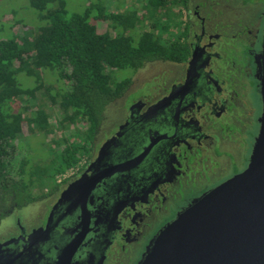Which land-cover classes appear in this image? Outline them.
I'll return each mask as SVG.
<instances>
[{"label": "flooded vegetation", "instance_id": "flooded-vegetation-1", "mask_svg": "<svg viewBox=\"0 0 264 264\" xmlns=\"http://www.w3.org/2000/svg\"><path fill=\"white\" fill-rule=\"evenodd\" d=\"M190 3L187 58L135 72L83 165L2 220L0 264H55L78 237L70 264H138L179 212L247 167L262 112L264 0ZM155 62L170 66L137 82Z\"/></svg>", "mask_w": 264, "mask_h": 264}, {"label": "trees", "instance_id": "trees-1", "mask_svg": "<svg viewBox=\"0 0 264 264\" xmlns=\"http://www.w3.org/2000/svg\"><path fill=\"white\" fill-rule=\"evenodd\" d=\"M140 2L142 9L121 0L112 9L90 2L72 12L67 0H29L38 11L32 28L14 34L0 22L10 34L0 37V222L13 208L46 195L57 174L83 165L107 105L139 68L187 58L190 0ZM23 74L35 83L25 86ZM48 75L55 76L56 88ZM56 112L59 130L68 134L54 139L57 150L48 161L35 163L26 148L19 151L21 136L27 127L55 134Z\"/></svg>", "mask_w": 264, "mask_h": 264}, {"label": "water", "instance_id": "water-1", "mask_svg": "<svg viewBox=\"0 0 264 264\" xmlns=\"http://www.w3.org/2000/svg\"><path fill=\"white\" fill-rule=\"evenodd\" d=\"M259 62L262 112L247 167L179 212L138 264H264V37ZM72 241L55 264L71 263Z\"/></svg>", "mask_w": 264, "mask_h": 264}, {"label": "rangeland", "instance_id": "rangeland-1", "mask_svg": "<svg viewBox=\"0 0 264 264\" xmlns=\"http://www.w3.org/2000/svg\"><path fill=\"white\" fill-rule=\"evenodd\" d=\"M141 1V0H140ZM139 0H127V3H130L131 6H137L139 9H142V2ZM92 2L95 4H99L102 6L106 5L107 7L110 6V8H114L115 5H118L121 3V0H67V7L70 11H82L84 8L87 7V5ZM126 6V4L123 5V7ZM109 9V8H108ZM38 14V11L32 7L29 3V0H0V22L6 24H10V30L3 29V26L0 25V37H6L10 34L8 33V30L10 33H21L22 30H27L29 28H32L34 26V22H37L38 17L36 16ZM99 28L101 30L106 29V22L102 19L98 21ZM7 27V26H6ZM164 66L168 67L170 64L168 62H162V63H153L145 67V69L141 72H139L135 79L137 82L140 80L141 77L147 76V73L151 72V74L156 75L160 74V71L164 68ZM21 75V74H20ZM47 79L55 84L53 85L54 88L57 87L58 83L56 82V78L54 75H48ZM21 81L25 86H32L34 82L33 77H29L26 74H23L21 76ZM58 116L59 114L56 112L55 115L51 118V121L54 122V132L55 134H50L48 136L42 135L40 133H32L30 130L25 128V135L21 136L20 144L21 149L19 151H23L26 148V153L31 154L32 161L35 163H42L43 160L46 162L48 159H50V155L54 154V152L57 150L56 145L53 144L54 139H62L64 136H66L68 133L66 131H61L58 128ZM47 158V159H46ZM85 160V158L82 160ZM76 168L71 167L67 169L65 172L58 174L55 176V179H62L66 174L71 172V170H74ZM38 186V184H36ZM6 222L1 221L0 227L2 225H5Z\"/></svg>", "mask_w": 264, "mask_h": 264}, {"label": "built area", "instance_id": "built-area-1", "mask_svg": "<svg viewBox=\"0 0 264 264\" xmlns=\"http://www.w3.org/2000/svg\"><path fill=\"white\" fill-rule=\"evenodd\" d=\"M74 168H76V167H74ZM71 171H73V170H71Z\"/></svg>", "mask_w": 264, "mask_h": 264}]
</instances>
